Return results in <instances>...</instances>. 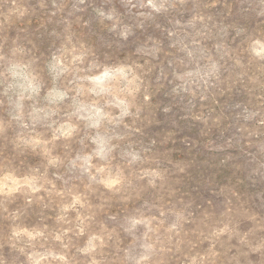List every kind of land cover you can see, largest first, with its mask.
<instances>
[{"label": "rangeland", "instance_id": "374dc122", "mask_svg": "<svg viewBox=\"0 0 264 264\" xmlns=\"http://www.w3.org/2000/svg\"><path fill=\"white\" fill-rule=\"evenodd\" d=\"M154 2L0 0V264H264V0Z\"/></svg>", "mask_w": 264, "mask_h": 264}, {"label": "clouds", "instance_id": "9594fccd", "mask_svg": "<svg viewBox=\"0 0 264 264\" xmlns=\"http://www.w3.org/2000/svg\"><path fill=\"white\" fill-rule=\"evenodd\" d=\"M147 6H150L154 10L159 11V8L156 6L154 0H147ZM109 18H111V17H109ZM256 43H257L258 47H256L254 49L255 55L258 57L264 58V41H257ZM0 59H3V57H0ZM53 59L56 62V67L61 68L63 71H68V68L65 65V58L64 57H53ZM21 67H23L25 70L27 69V66H21V65H15V64L13 65V69L21 68ZM121 71H123V70H121ZM17 75H22V78L26 81V84L21 85V87L24 89V91H31L32 93H35L37 95L39 94L40 85L37 82V78L35 75H33L30 72H26V71L24 73L14 71L13 76L15 77ZM100 75L107 77V76H110V73L105 71V72H102ZM125 78H127V77H125ZM89 79L92 81H95L98 79V77L93 76V77H89ZM130 83H132V81H130ZM14 86L15 85H9L10 88L14 87ZM91 91H95V89H92ZM28 98L31 99V96H29ZM23 99H25V96H24V93L21 92L20 100L23 101ZM115 99L117 101V103L115 104L116 107H120L121 105H125L124 110L122 111L121 115L122 116L128 115L129 112H128V107H127L126 101L121 100L119 98V96L115 97ZM150 99H151L150 97L145 96V100H150ZM19 106L20 105L18 104V107ZM92 107H95V104H93ZM96 111H97L98 115H103V116H105V118H108L107 115L103 113L102 109H96ZM14 119H22V113L16 117H14ZM81 119H84V117H81ZM27 126H28L27 124L23 125V127H27ZM93 126L98 127L99 122H97ZM76 131H77V127L75 125L67 124V123L61 124L59 128L55 129V132H54L52 139L56 140V139H59L61 136L65 137V138H69ZM55 133H58L59 135H56ZM24 142L32 144L33 146H39L41 144L46 145L48 143V141L42 140L38 136H33L30 140H26ZM96 155L102 156L103 151L101 150L100 152H97ZM136 158L137 157H134V159H136ZM84 159H85V164L88 165V168L86 170L90 171L91 167H92V165H91L92 156L89 155V156L85 157ZM57 162H58V160L55 158L50 160V163H52V164H55ZM97 171L102 173L105 171V169L103 167H101V168L97 169ZM154 175H159V174L154 173ZM92 178L95 179V176H93ZM100 182L104 183L109 188L115 187V185H116V181H114V180H101ZM27 183H28L29 187H31V190L33 192L39 191L38 188L33 186V184H34L33 181H28ZM19 186H20L19 181H13L12 186H9L8 184H0V194H5V190H6L7 194H11L13 192H16L19 190ZM78 202H79L78 199L74 200V203H78ZM24 231L26 232V230H24ZM14 234L20 235L21 233L16 232ZM57 239H60V237L58 236ZM94 239H96V237H94ZM60 258L63 259L62 257H60ZM147 259H148L147 256L141 257V260H147ZM138 264H139V262H138Z\"/></svg>", "mask_w": 264, "mask_h": 264}]
</instances>
